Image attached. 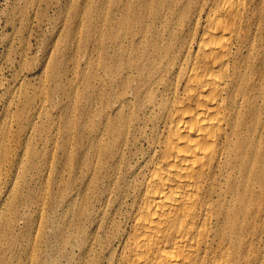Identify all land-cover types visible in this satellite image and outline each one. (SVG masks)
<instances>
[{
	"label": "bare ground",
	"instance_id": "obj_1",
	"mask_svg": "<svg viewBox=\"0 0 264 264\" xmlns=\"http://www.w3.org/2000/svg\"><path fill=\"white\" fill-rule=\"evenodd\" d=\"M111 1L80 110L90 194L66 225L93 229L77 263L264 264V15L253 0Z\"/></svg>",
	"mask_w": 264,
	"mask_h": 264
},
{
	"label": "rangeland",
	"instance_id": "obj_2",
	"mask_svg": "<svg viewBox=\"0 0 264 264\" xmlns=\"http://www.w3.org/2000/svg\"><path fill=\"white\" fill-rule=\"evenodd\" d=\"M253 1L264 15V0ZM111 3L0 0V264H78L87 246L76 236L93 228L80 233L66 220L90 194L80 110L91 107L95 26Z\"/></svg>",
	"mask_w": 264,
	"mask_h": 264
}]
</instances>
